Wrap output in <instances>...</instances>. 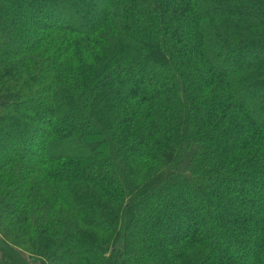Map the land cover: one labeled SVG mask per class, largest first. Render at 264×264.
<instances>
[{
  "label": "trees",
  "instance_id": "1",
  "mask_svg": "<svg viewBox=\"0 0 264 264\" xmlns=\"http://www.w3.org/2000/svg\"><path fill=\"white\" fill-rule=\"evenodd\" d=\"M0 264H264V0H0Z\"/></svg>",
  "mask_w": 264,
  "mask_h": 264
},
{
  "label": "rangeland",
  "instance_id": "2",
  "mask_svg": "<svg viewBox=\"0 0 264 264\" xmlns=\"http://www.w3.org/2000/svg\"><path fill=\"white\" fill-rule=\"evenodd\" d=\"M94 3H96V4H97V6H99V2H96V1H95Z\"/></svg>",
  "mask_w": 264,
  "mask_h": 264
}]
</instances>
